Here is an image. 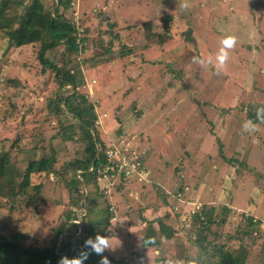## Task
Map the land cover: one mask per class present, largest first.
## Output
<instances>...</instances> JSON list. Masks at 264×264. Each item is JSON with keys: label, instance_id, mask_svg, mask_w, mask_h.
Listing matches in <instances>:
<instances>
[{"label": "rangeland", "instance_id": "374dc122", "mask_svg": "<svg viewBox=\"0 0 264 264\" xmlns=\"http://www.w3.org/2000/svg\"><path fill=\"white\" fill-rule=\"evenodd\" d=\"M28 2L23 0L20 11ZM53 2L45 0V8L52 10ZM183 2L72 0L73 9L64 11L67 20L77 28L79 38L86 39L83 54L72 57L74 65L102 55L103 47L108 45L112 53L118 54L125 47L139 49L132 64L119 61L97 69L82 68L84 82L78 91L95 105L94 123L105 152L114 147L122 153L135 151L142 156L147 173L146 178H122L114 169V163L118 164L114 159L105 167L109 174L100 177V186H113L109 197H121V191L114 193L117 186L123 187L126 198L135 194L143 200L149 194L150 202H160L165 209V224L181 235L190 232V220L195 217L193 207L197 211L205 209L200 240L212 217L225 213V207L235 203L237 212L249 215L254 224L262 221L245 239L244 248L240 243L226 242L229 238L237 242L231 235L239 224H245L239 215H232L223 228L214 226L213 231H222L224 236L217 243L242 254V258L246 255L242 264H264V127L258 126L253 134L259 143H253V135H241L245 122L243 106L264 104V0H187L191 4L187 11L180 8ZM164 12L171 13L174 20L169 39L159 43L158 37L164 35ZM227 35L236 36L237 44L229 51L226 68L217 73L215 55L220 40ZM37 54L38 46L11 48L0 34V154L8 155L7 183L15 187L23 182L31 160L54 153L55 168L61 172L74 159H80L84 151L76 121L64 103L72 91L68 85L60 88L53 73L41 74ZM47 56L52 57L50 53ZM193 57L204 63H194ZM177 73L178 77L172 79ZM133 80L138 81L134 90ZM214 108L226 109V114ZM130 123L134 125L132 139L125 133ZM217 139L222 140L223 155L231 164L220 156ZM251 168L256 171L255 177ZM30 179V185L39 182L38 176ZM43 180L45 187L36 205L29 201L34 193L30 189L26 197L14 192V202L11 196L0 198V232L7 239L26 246L49 245L51 232L58 227L57 220L65 217V205L60 206L59 201L66 202L67 196L60 191L62 182L57 177L50 175ZM79 182L82 183L81 178ZM176 184L178 188L174 189ZM185 186L188 188L183 191ZM142 205H138L141 211ZM78 221L79 224L73 223ZM69 223L65 234L71 238L62 234L58 249L60 243H74L82 228L90 225L82 217ZM159 237L165 247H160L159 254L155 249H139L138 241L132 242L130 253L134 250L153 257L169 248L170 255L177 259L179 243L176 245L173 239H164L160 234ZM199 246L208 244L201 241ZM194 250L189 252L197 259L200 250ZM111 251H105L107 258ZM119 256L122 255L118 253ZM128 256V264H148L144 259L137 261L132 254Z\"/></svg>", "mask_w": 264, "mask_h": 264}, {"label": "trees", "instance_id": "16d2710c", "mask_svg": "<svg viewBox=\"0 0 264 264\" xmlns=\"http://www.w3.org/2000/svg\"><path fill=\"white\" fill-rule=\"evenodd\" d=\"M44 1L45 0H29L28 4H25L20 11L19 6L23 4V0H0V34L9 42V47L11 48L38 46L37 56L41 66V74H45L46 72L50 74L53 73L54 80L60 88H63L65 85L70 87L72 94L64 98V103L73 114L72 119L76 121L75 123L79 130L77 135L84 146V151L80 159H74L68 164V169L61 172L55 168L56 159L54 153L50 156H43L37 160H31L24 171L23 182L17 185V187H15V185H8L7 175L10 174L7 168L8 155L5 153L0 154V198L11 196V200L14 202L16 201V197L13 194L14 192L15 195L18 194L17 196L26 197L28 195L27 189H30L34 191V193L30 195L29 201H31L33 205H36L39 194L42 193L41 191L45 187L43 178H47L50 175H54V177L58 178L59 182H62L60 191L65 192L67 196L66 202L65 200L62 202L59 201L60 206L65 205V211L63 212L65 217L57 220L58 227L51 232L53 236L51 241H49V245L40 247L39 244L36 243L26 246V244L19 243L16 240L7 239L3 233L0 232V264H58L61 257L65 256L62 254L64 252L68 254L70 258L76 256L83 249L84 241L89 237H94L96 234L107 236V234L111 232L109 228L110 224L113 221L117 222L118 218L116 204L110 202L108 196V191L113 186L108 184L111 186L109 189L107 188L108 186L104 188L100 186V177L109 174V171H105V167L108 164L105 144L99 138L94 123L96 119L94 111L95 105L88 102L84 95L79 94L78 89L84 82L82 68L83 70L84 67L88 69H97L100 66L102 67L106 64H113L119 61L132 64V60L138 57L136 52L139 49L132 48L131 46L132 49L125 47V49H122L120 54H118L112 53V47L108 45L103 47L104 51L102 55L83 60L79 64L74 65V59L72 60V57L83 54L85 50V44L83 42H85L86 39L79 38L77 28L71 21L67 20V16L64 13V11L73 9L71 7L72 0H51L55 1V3L53 2L52 10L50 8H45ZM13 6H15V8H13ZM60 9L61 11H59ZM165 14L166 17L163 19L164 25H162L164 35L158 37L159 43H164L169 39L173 26L174 16L168 12ZM86 32L87 30L84 31V33ZM122 47L124 48V45H122ZM131 50H133V54L129 56L132 53ZM48 53L51 54V59L48 58ZM180 73L175 74L172 79L177 78ZM166 74L167 73H164V75ZM136 82L138 81H134L132 90H134L135 85H137ZM169 85L170 81L167 86ZM258 107H264V104L249 103L243 106L242 111L244 112L242 113L244 114L245 121L252 119L258 126L264 127V123H260L256 118V109ZM216 109H221L226 114V109L214 108V110ZM262 118H264V114H262ZM131 127V124H127L125 131L126 134H130V139L132 136ZM208 132H210V129H208ZM244 133L245 132L242 131L241 135H244ZM219 138L221 139L220 136ZM188 141L190 142L189 139ZM220 141L217 139V142L220 144V156L222 159H225L228 164H231L232 161L230 162L223 155V147ZM115 148L116 147L113 149ZM125 154L127 160L133 155H136L139 161L142 162L143 160L142 156L135 151H130L129 153L128 150ZM182 157L183 155L181 158ZM242 165L243 164H241V166ZM243 167L244 174L246 175L245 166ZM251 171L255 177L256 171L252 168ZM247 173L251 174L249 171H247ZM36 176L39 177V182L30 185L32 183L30 177L34 179ZM120 177L125 178L124 174H121ZM80 178L82 179V183L79 182ZM5 186L8 187L7 191H5ZM121 187H115L114 193L120 192ZM179 193L181 194V192ZM61 198H63V195ZM97 201L99 204L101 203L100 207ZM228 205L229 206L225 207V213L223 211L219 216L215 215V217H212L209 222L208 230L202 240L199 239V234L205 209H201V212L198 211L193 214L195 217H192V220H190L191 226L189 228L191 229L187 234L181 235V232H178L173 226H168L162 221L159 222L160 231L164 233L165 238L173 239L176 245L179 243V257L177 259H175V256L170 255L172 250L169 248L165 249V253L162 251L164 256L161 254L147 258L144 253H140L135 259L137 261L138 259H144L148 264H207V259L208 264H242L243 258H245L246 255L242 258L240 257L242 254L237 255L236 252L230 251L232 249L223 248L224 245L222 246L217 243L220 238L224 239V236L222 235V231L220 233L214 232V226L217 228L222 226L223 228V226L227 224V221H229L230 216L235 214L239 215L245 224H239L235 232L231 235V238L234 237L237 242L230 239V235L228 236L229 239H226V242H228L229 245L240 243L239 246L245 248V239L250 238V234L255 229V225H259L262 220L254 224L249 215L246 217V214L241 210L239 213L237 212L238 208L235 203H230ZM247 205L242 207V209L245 210ZM139 211H141L140 208ZM81 212L83 215L80 214ZM91 214H95V221H92L90 217ZM81 217L84 220L92 221L90 225L92 228L98 229V233H93L92 230H89V227H83L80 237H77L74 243H60L61 247L58 249L57 244L59 238L62 234L67 232L70 224L69 222L77 218L81 219ZM140 221L139 228L144 222V216L141 218V214ZM163 228L168 231L163 232ZM210 231H212V235H210ZM138 234L139 235L136 237L138 238L139 249L151 248L158 252V250H162L160 247H164V243L162 245L156 239V234L151 223L147 222V225L139 230ZM208 237L210 238L209 240ZM65 238L70 239L71 236L65 234ZM201 241L206 242L208 246L200 248L201 246H199V244ZM192 249H196L194 251L200 250V255L197 259L192 255V251L189 252ZM204 249H207V251ZM238 250L240 249L238 248ZM103 255L106 256V253L104 252ZM204 255L206 257H204ZM108 257L110 264H128L126 258L117 261L113 256ZM100 259V256L93 253L89 255L84 264H98Z\"/></svg>", "mask_w": 264, "mask_h": 264}, {"label": "crops", "instance_id": "0c3cea01", "mask_svg": "<svg viewBox=\"0 0 264 264\" xmlns=\"http://www.w3.org/2000/svg\"><path fill=\"white\" fill-rule=\"evenodd\" d=\"M130 124H131V126H134L132 123H130ZM131 139H132V137H131ZM149 162H150V160H149ZM149 162H148V165H149ZM173 187H174V189L178 188V184L173 185ZM135 188L136 187L132 185V189L134 191H135ZM122 189H123V187H121V192H120L121 197H119V198L116 196L115 197H109V201L116 204V207L118 209L117 210L118 218H117V222L113 221L110 224L109 228H110L111 232H109L107 234V236H110L113 238L111 241L112 246H113V248L111 249L112 250L111 256H113L115 258V260H117V261L119 259L126 258V261L130 262L129 261L130 257L128 255L132 254L133 258H136V256L138 254H140V253H135L136 251H134V250H132V252L130 253V246L134 245V244H132V242L138 241V238L137 237H131V234L136 233L139 230L143 229L145 227V225H147V222H149V223H151L152 228L154 229V232L156 234V239L158 241H160L159 234L162 235L164 239H166L164 233H162L160 231V225H159L160 221L165 223L164 219L166 217L163 218V212L165 209L162 207L161 203L159 202L158 205H154V203L149 201V200L152 201V198L149 196V194H146L145 196H147V197L143 200H141L139 198V195L136 197L135 194L133 197L126 198L127 195L125 194V191H122ZM110 190L108 191V194H110ZM146 190H148V188ZM182 199L183 198L181 196L180 200H182ZM141 202L143 203V205H142L143 210L139 211L140 207H138V205H140ZM98 206L100 207V204ZM140 214H141V218H143V216H144V222L142 223V226L140 227L141 229L138 227L141 223ZM90 217H91L92 221L96 220L95 214H91ZM162 218H163V220H162ZM169 219H171V218L169 217L168 220ZM92 221L89 220V223H91ZM89 229H91L93 233H98V229L92 228L91 225H89ZM164 231L166 232L165 228H163V232ZM115 233H119V234H115ZM118 253L121 254L122 256L118 257ZM145 256L147 257V254H145ZM149 257H147V258H149Z\"/></svg>", "mask_w": 264, "mask_h": 264}, {"label": "clouds", "instance_id": "9594fccd", "mask_svg": "<svg viewBox=\"0 0 264 264\" xmlns=\"http://www.w3.org/2000/svg\"><path fill=\"white\" fill-rule=\"evenodd\" d=\"M180 8L183 11H187L191 8V4L184 0L183 3L180 4ZM237 44V37L234 35H227L220 40V47L218 52L215 55V70L217 73L223 71L226 68L227 61L229 59V51L234 49ZM193 62L196 64H203L204 61L199 57H193ZM212 60L209 58L208 63H211ZM262 114H264V107H258L256 109V118L260 123H264V118H262ZM259 130L258 124L254 123L252 119L246 120L242 125V131L248 133L249 135H253ZM253 143H259V140L253 135ZM146 178V174H143ZM188 187L185 186L183 191ZM179 193V192H178ZM179 197L182 196V194ZM193 207V206H192ZM195 212L196 207H193ZM201 212V210L199 211ZM75 224H79L78 222H73ZM112 237L104 236L100 234H96L94 237H89L84 241L83 249L74 257H61L58 264H84V262L88 259L89 255L96 254L101 257L99 264H110L108 258L104 256V252L106 250H110L113 248L112 246Z\"/></svg>", "mask_w": 264, "mask_h": 264}, {"label": "built area", "instance_id": "2783aa9c", "mask_svg": "<svg viewBox=\"0 0 264 264\" xmlns=\"http://www.w3.org/2000/svg\"><path fill=\"white\" fill-rule=\"evenodd\" d=\"M106 158L108 162H111L114 159L118 162V164L114 165V169L119 171L121 174H124L125 178L142 177L144 176L143 174H146L147 176L144 165L138 160L136 155L130 156L127 160L126 154L115 148L106 151ZM197 209L198 208L196 207V210ZM194 213L195 212H193V214Z\"/></svg>", "mask_w": 264, "mask_h": 264}]
</instances>
